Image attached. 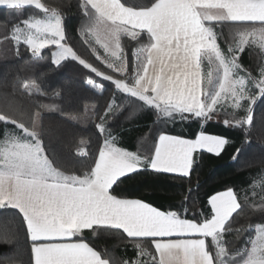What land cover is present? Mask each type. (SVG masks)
<instances>
[{
  "label": "snow or ice",
  "instance_id": "6c2138e0",
  "mask_svg": "<svg viewBox=\"0 0 264 264\" xmlns=\"http://www.w3.org/2000/svg\"><path fill=\"white\" fill-rule=\"evenodd\" d=\"M0 7L35 10L0 32L17 58L24 50L29 70L54 48L52 66L76 61L113 88L103 110L89 116L101 139L93 155L76 133L60 151L53 145L40 100H62L64 89L45 88L46 72L0 84V264H264V180L254 196L240 199L231 189L211 195L210 214L191 218L184 205L198 183L167 209L122 191L139 177L190 181L202 153L220 157L233 143L205 130L217 117L226 128L247 132L253 125V106L264 103V0H0ZM72 8L81 17L78 35L104 50L108 72L69 43ZM249 55L252 65L244 63ZM84 83L106 92L91 78ZM47 111L69 125L81 120L59 105ZM122 111L129 118L148 113L161 125L146 138L149 146H123L109 120ZM192 123L190 137L171 131ZM243 152L237 148L233 160ZM258 174L264 176V160ZM248 211L261 221L237 226ZM87 233L116 243L98 245ZM121 245L124 254L116 255Z\"/></svg>",
  "mask_w": 264,
  "mask_h": 264
},
{
  "label": "trees",
  "instance_id": "16d2710c",
  "mask_svg": "<svg viewBox=\"0 0 264 264\" xmlns=\"http://www.w3.org/2000/svg\"><path fill=\"white\" fill-rule=\"evenodd\" d=\"M46 3H59L60 0H43ZM124 2V0H122ZM35 13L34 9H26L23 14L12 10L0 8V32H3L8 21L19 17L20 19L28 18ZM68 21L67 27L69 43L73 46L82 58L92 62L100 70L108 72L106 64L102 62V58L106 53L99 45H89L84 42V37L78 35L77 29L80 24V14L77 9L72 8L67 12ZM36 18H40L36 14ZM125 43L129 50H134L135 43L126 40ZM96 51L93 52L92 48ZM52 48L51 50H53ZM51 50H43L44 59L32 61V67L35 72L29 70V65L25 64L28 57L23 55L22 58H17L12 50L11 45L5 46L0 43V84L7 83L11 85L17 78L28 79L36 78L41 72H46L43 86L49 90L53 87H61L64 89L62 100L59 99H44L41 98L40 103L45 105V110L42 111V122L53 130V145L60 151L66 146L69 134L76 133L77 139H84L86 147L94 155L100 146L101 139L94 127L95 118L91 120L92 111L94 109L104 108L108 102V98L113 94L112 85L104 81L102 78L95 76L89 70L83 69L78 62L68 60L63 62L61 67L51 65ZM97 55L101 57L97 59ZM253 56H245L244 63L246 65L254 64ZM86 78H91L97 83L103 84L106 89L105 93H99L97 90L91 89L84 81ZM57 105L64 108L66 111H71L73 114H79L81 120L73 122L71 125L62 122L54 112L47 111V107L55 108ZM87 109V111H86ZM223 117H217L215 121H210L204 125L205 130L211 134L223 135L230 138L233 143L228 146L220 157L213 156L204 152L201 154L200 166L191 180L174 178L172 176H163L159 181H153L151 176L139 177L135 181H130L122 186V191L125 194L144 197L156 206H161L162 209H167L169 206L180 204L182 195H187L186 189L189 187L195 188L198 183L199 189L193 191L191 199L184 205L188 210V216H200L202 205L208 198L220 191L233 189L237 193L238 198L243 199L245 193L254 196L256 192L261 191V181L264 176L258 174L260 162L264 160V103L260 101L253 106V125L246 131L238 128H226L219 121ZM110 123L113 125V130L123 134V146L129 149H137L141 146H149L150 141L146 138L150 133L154 132L156 127L161 125H153V117L148 113H139L133 118H129L127 111L118 113L115 117H109ZM197 128L196 123L190 126L185 124H177L171 128L173 133H184L186 137H190L191 132ZM250 142V143H249ZM243 148L244 152L237 161L233 160V155L237 148ZM90 163L91 161H86ZM251 165L245 167V165ZM254 178L250 184L249 179ZM147 181V183H145ZM255 189V192L252 190ZM259 201H257V206ZM11 216V213L5 214ZM261 221V217L252 214L250 211L245 215L236 218V225L255 224ZM11 226V225H9ZM247 233L242 238L247 237ZM88 239L98 245H106L109 248L116 243L115 238L107 239L104 237H93L91 233H87ZM75 239V238H74ZM124 247L121 245L116 249V255H123ZM128 254L131 255L129 249Z\"/></svg>",
  "mask_w": 264,
  "mask_h": 264
},
{
  "label": "crops",
  "instance_id": "0c3cea01",
  "mask_svg": "<svg viewBox=\"0 0 264 264\" xmlns=\"http://www.w3.org/2000/svg\"><path fill=\"white\" fill-rule=\"evenodd\" d=\"M226 190H229V189H226ZM226 190H223V191H226ZM231 190H233V189H231ZM220 192H222V191H220ZM208 214H210V206H209L208 200H207L201 207V214L200 215H208Z\"/></svg>",
  "mask_w": 264,
  "mask_h": 264
},
{
  "label": "rangeland",
  "instance_id": "374dc122",
  "mask_svg": "<svg viewBox=\"0 0 264 264\" xmlns=\"http://www.w3.org/2000/svg\"><path fill=\"white\" fill-rule=\"evenodd\" d=\"M52 51H55V49L51 50V58H52Z\"/></svg>",
  "mask_w": 264,
  "mask_h": 264
},
{
  "label": "water",
  "instance_id": "95a60500",
  "mask_svg": "<svg viewBox=\"0 0 264 264\" xmlns=\"http://www.w3.org/2000/svg\"><path fill=\"white\" fill-rule=\"evenodd\" d=\"M0 8L6 9V8H4V7H0Z\"/></svg>",
  "mask_w": 264,
  "mask_h": 264
}]
</instances>
